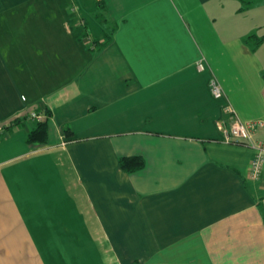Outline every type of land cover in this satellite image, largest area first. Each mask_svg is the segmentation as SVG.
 I'll return each mask as SVG.
<instances>
[{"label":"crops","instance_id":"crops-1","mask_svg":"<svg viewBox=\"0 0 264 264\" xmlns=\"http://www.w3.org/2000/svg\"><path fill=\"white\" fill-rule=\"evenodd\" d=\"M247 4L0 0V264H264L254 150L222 133L226 105L264 120Z\"/></svg>","mask_w":264,"mask_h":264},{"label":"built area","instance_id":"built-area-1","mask_svg":"<svg viewBox=\"0 0 264 264\" xmlns=\"http://www.w3.org/2000/svg\"><path fill=\"white\" fill-rule=\"evenodd\" d=\"M199 70L204 69V64H197ZM210 92L215 98L222 97L220 85L212 80L210 82ZM228 116V127L223 129V139L225 142H235L250 146L254 150V155L249 164V179L259 182L264 190V120L242 122L230 105L224 107ZM28 119L32 121H42L44 117L32 111L28 114Z\"/></svg>","mask_w":264,"mask_h":264},{"label":"trees","instance_id":"trees-1","mask_svg":"<svg viewBox=\"0 0 264 264\" xmlns=\"http://www.w3.org/2000/svg\"><path fill=\"white\" fill-rule=\"evenodd\" d=\"M248 40L251 38H255V47H257L261 39L254 36H248ZM264 76V73H263ZM28 117V115H27ZM23 120H25V117H16L12 119V122L9 127L13 126H19L20 124H23ZM9 127L6 128L5 131L9 130ZM48 140V127H47V121H35L33 123V127L27 132L25 142L27 144H45ZM119 166L120 168L128 173H132L135 171L140 170L144 166V162L140 157H123L119 160Z\"/></svg>","mask_w":264,"mask_h":264},{"label":"rangeland","instance_id":"rangeland-1","mask_svg":"<svg viewBox=\"0 0 264 264\" xmlns=\"http://www.w3.org/2000/svg\"><path fill=\"white\" fill-rule=\"evenodd\" d=\"M247 7L248 8L251 7V11H253L256 14V17H257L258 15L261 14V12H262V10L264 8V0H249V4H247ZM249 22H251V21L249 20ZM256 55L257 56H256V59L255 60L258 63H255V67H251V69L249 68L248 70H241L240 71L241 74L239 73L240 77L249 78V79H253V80L259 79L260 77H262V78L264 77L263 76L264 70H262L261 67L258 68V66H261V59L264 60V46L261 49H259V52ZM241 68L242 67L239 66L237 72ZM223 75L224 76H229V75L232 76L233 75V72H232L231 69L225 68V70H223ZM234 76L235 75H233L232 78Z\"/></svg>","mask_w":264,"mask_h":264}]
</instances>
